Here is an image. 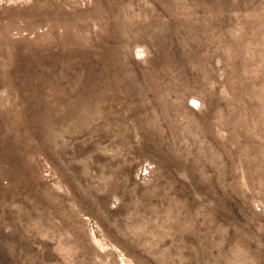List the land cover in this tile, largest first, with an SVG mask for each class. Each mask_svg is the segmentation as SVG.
<instances>
[{
    "label": "rangeland",
    "instance_id": "1",
    "mask_svg": "<svg viewBox=\"0 0 264 264\" xmlns=\"http://www.w3.org/2000/svg\"><path fill=\"white\" fill-rule=\"evenodd\" d=\"M0 264H264V0H0Z\"/></svg>",
    "mask_w": 264,
    "mask_h": 264
}]
</instances>
